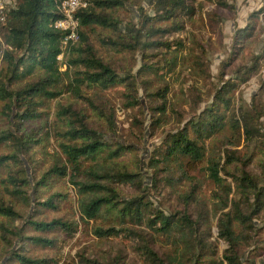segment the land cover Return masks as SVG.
Returning a JSON list of instances; mask_svg holds the SVG:
<instances>
[{
  "label": "trees",
  "instance_id": "16d2710c",
  "mask_svg": "<svg viewBox=\"0 0 264 264\" xmlns=\"http://www.w3.org/2000/svg\"><path fill=\"white\" fill-rule=\"evenodd\" d=\"M58 1L13 0L0 22V116L11 126L0 130L2 264H57L56 257L34 255L33 249L60 248V241L78 234L80 222L102 243H129L137 262L122 249L85 246L73 264H257L264 257V163L261 174L250 170L253 155H243L240 146L264 150V87L250 106L237 105L234 96L260 70L264 50L252 57L251 65L229 68L259 25L264 29V7L236 30L212 101L198 111L202 98L193 100V115L186 120L181 114L177 130L154 143L148 158L149 184L140 169L121 163L130 147L106 138L108 133L117 135L115 106L102 95L99 100L88 93L124 85L125 106L136 108L142 104L136 83L141 79L155 101L152 110L164 114L170 108L171 89L164 82L149 91L146 77L162 67L150 58L160 50L165 63L173 65L168 56L175 53L176 58L189 48L195 67L211 77L207 47L195 46L196 40L187 47L183 37L176 36L203 7L198 0H87L78 12L79 40L64 46L66 33L55 27L61 17ZM207 1L217 10L210 17L218 21L223 19L218 10H236L237 0ZM130 5L136 7L137 18ZM62 53L66 70L58 59ZM128 54L134 63L138 55L143 61L134 74L120 69L116 61ZM229 72L237 76L226 78ZM154 112L151 125L156 130L161 118ZM52 137L60 151L32 184L29 169L38 167L35 153L47 151ZM66 180L75 191L74 201L54 187ZM203 182L213 186L212 210ZM127 185L134 188L131 196L123 193ZM42 188L48 190L45 197ZM171 195L174 204L168 205L163 199ZM70 199L80 221L60 215L40 218L46 212L58 214ZM24 207L34 209L35 216L24 218ZM219 240L227 243L222 255Z\"/></svg>",
  "mask_w": 264,
  "mask_h": 264
},
{
  "label": "rangeland",
  "instance_id": "374dc122",
  "mask_svg": "<svg viewBox=\"0 0 264 264\" xmlns=\"http://www.w3.org/2000/svg\"><path fill=\"white\" fill-rule=\"evenodd\" d=\"M198 3L202 5V9H199L196 16L191 20H188L185 24V32L180 33L176 36L183 37L184 43L188 46H191L190 41L196 40L194 42L195 46L203 45L208 49V59L210 61V70L211 77H206L202 72L195 67L192 63L191 57L187 48L184 52H180L176 58V55H169V60L173 65H168L164 61L163 52L157 50L153 53L157 54L151 56V63L159 64L160 71L153 72L146 78L149 79V91L156 90L159 87L164 86V82L169 83L170 92L168 93V103L169 109L166 110L164 114H160L158 111L155 113L151 106L155 104V101L151 97L147 96V92L144 90V85L141 79L136 80V83L139 88V95L142 101L140 106L136 108L126 107V100L124 93L127 91L124 85L117 86L116 88H111L104 91H98V88H92L88 95L92 97H99L102 95L104 102L115 106L116 110V120L118 131L117 135H109L106 137L110 141H121L122 143L127 144L130 149L121 157L120 161L130 170H141L145 177V180L150 184L152 178V169L148 165V158L151 154L154 143L160 142L163 135L170 130H177L180 125V115L183 114L185 119L188 120L193 115V106L194 101L202 98L198 111L202 110L208 102L212 101V98L215 94V87L222 84V65L223 61H226L231 52V46L234 39V34L236 30L240 27H244L249 22V15L262 7H264V0H237L236 10L227 11V10H218V13L223 17L221 20L212 19L210 13L214 10V5L209 3L207 0H198ZM131 14L134 18H137L138 12L135 6L130 5ZM125 15V14H124ZM262 20V19H261ZM262 25V24H261ZM263 26V25H262ZM172 36L171 39H173ZM245 50L237 58L232 60V65L229 69H234L238 65L247 64L251 65L253 63V56H260L264 50V29L262 30L260 25L255 35L249 42ZM109 55V54H106ZM63 61H67V58L64 56ZM130 54L124 57H116V61L120 65V69L130 70L129 72L136 73L141 67L143 61L141 57L135 58L137 62L134 63ZM62 70L63 65H62ZM121 71V70H120ZM237 76L236 72H229L226 74V78ZM264 87V57L261 60L260 70L255 73L246 83L242 84L240 89L235 93L234 101L237 105L240 103L250 106L252 104L254 95L259 93ZM191 90L194 94L191 95ZM104 93V94H103ZM263 94V92L261 93ZM195 98V99H194ZM264 99V95H263ZM100 100V99H99ZM82 102V100H80ZM174 109V110H173ZM55 111V103H53V109L49 114V120H52ZM155 113L156 116L161 118V122L158 126L155 127L156 130H153L151 125V116L152 113ZM185 120V121H186ZM184 121V122H185ZM143 123V124H142ZM8 123L5 119L0 116V130L7 128ZM11 127V126H10ZM143 129L144 135L142 136L141 130ZM243 149V155H253L250 165V170L254 171L256 174H261L263 170L264 163V150L260 152L256 146H253L250 150H247L244 146H240ZM6 149H2L4 152ZM47 151L38 150L35 153V159L38 161V167L36 169H29L32 176V184L36 183L34 180L35 177H39L41 172L47 169L52 163V156L56 151H60L57 142L54 137L51 138L49 146L46 148ZM46 152V153H45ZM29 167V166H28ZM230 180V179H229ZM204 190L203 195L209 201V207L212 210V189L213 186L210 182H203ZM56 190L62 191L63 193H69L73 197L75 196V191L70 182L60 181L54 185ZM123 193L127 196L134 194V188L131 186H123ZM48 190L42 188L40 191L41 196H46ZM31 194L34 195L33 191ZM74 195V196H73ZM173 195L171 198L167 196L164 198V202L173 203ZM215 201H217L215 199ZM25 211V217L31 219L35 216L34 209L30 207L22 208ZM76 206L72 203V199L63 206L62 211L58 214L53 212H46L40 216V218L46 217H55L62 216L66 220H79V213L76 212ZM37 214V213H36ZM24 220L22 219L20 223ZM81 223L80 230L78 234L71 240L66 243L60 241V248L54 250H35L33 249L34 255H39L41 257H56L59 262L57 264H73V257L76 255L77 251L85 246L90 248L99 249L111 248L122 249L129 254V260H135L134 253H132L129 243L121 240H112L107 242V244L102 243L97 237H94L88 232V229ZM214 237L218 234L216 227L213 228ZM34 233V232H31ZM64 238L63 235H59ZM219 250L220 255H222L223 250L227 247V243L223 240H219ZM111 246V247H110ZM248 256V253H245L244 259ZM245 261V260H244ZM264 257L261 256L257 259V264H263ZM3 259L0 261L2 264ZM139 262V261H138ZM133 263V261H132ZM139 264H143L139 262Z\"/></svg>",
  "mask_w": 264,
  "mask_h": 264
},
{
  "label": "built area",
  "instance_id": "2783aa9c",
  "mask_svg": "<svg viewBox=\"0 0 264 264\" xmlns=\"http://www.w3.org/2000/svg\"><path fill=\"white\" fill-rule=\"evenodd\" d=\"M13 4V0H0V22L5 19L6 11L10 5ZM88 5L87 0H59L58 9L61 13L60 19L55 23V27L65 31L66 35L63 39V45L67 46L69 43H75L79 40V27L80 19L78 12L81 8ZM64 53L58 56V59L62 62L64 60ZM63 69H67L65 61L62 62ZM61 65V66H62ZM62 69V67H61Z\"/></svg>",
  "mask_w": 264,
  "mask_h": 264
}]
</instances>
